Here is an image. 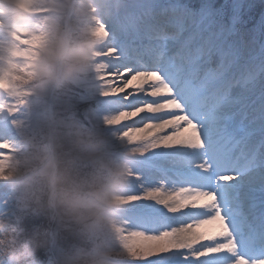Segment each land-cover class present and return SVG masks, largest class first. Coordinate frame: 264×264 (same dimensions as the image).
<instances>
[{
	"label": "snow or ice",
	"instance_id": "1",
	"mask_svg": "<svg viewBox=\"0 0 264 264\" xmlns=\"http://www.w3.org/2000/svg\"><path fill=\"white\" fill-rule=\"evenodd\" d=\"M158 7L137 21L131 43L119 16L113 21L116 36L100 66L114 121L139 116L143 124L121 127L140 168L139 190L128 198L130 235L153 242L133 255L146 264H264V89L249 103L221 86L247 44L205 37L207 6L199 18L181 3ZM189 17L190 35L180 41ZM216 54L221 64L206 70ZM157 169V179L144 174Z\"/></svg>",
	"mask_w": 264,
	"mask_h": 264
},
{
	"label": "rangeland",
	"instance_id": "2",
	"mask_svg": "<svg viewBox=\"0 0 264 264\" xmlns=\"http://www.w3.org/2000/svg\"><path fill=\"white\" fill-rule=\"evenodd\" d=\"M109 1L113 7H116L117 4L124 8L136 6L141 11L147 10L148 12L158 10V6L181 3L186 5L191 12L196 13L197 18H199L200 10L207 6L211 15L205 22L206 24H212V18L217 17L216 13H219L217 20L213 22L215 26H218V29L209 28L208 31L204 32V36L207 37L210 33H222V39L226 40L228 44L239 41L241 38L247 44L242 53L232 60L221 86L231 100L245 99L250 103L252 100L258 99L261 90L264 89V72L260 71L259 68L260 47L264 45L263 3L259 10L254 9V7V10H251L252 5L245 0ZM113 7L111 6V8ZM72 9L74 10V7L71 8V11ZM216 9L218 12L215 13ZM62 11L63 14L68 12L66 9ZM249 11H252V14H247ZM210 18L211 20H209ZM191 23L192 19L189 17L186 21L185 31L180 33V41L186 40L190 35ZM65 26L69 31V48L73 50L85 48L88 52V57L90 55L88 48L98 43L99 39L110 42L113 39L112 37L115 36L113 33L115 31L108 29L106 24L105 27L100 29L104 36L100 38L99 34L80 25L77 19L67 20V17L65 16L64 19L63 15L61 21L44 31L43 39L45 42L50 44L54 36L57 34L62 36ZM173 42L175 43L176 41ZM198 43L199 39L193 46L195 47ZM175 47H179V43ZM220 64L221 57L216 54L204 63V68L206 70H215ZM91 66L88 64L87 67ZM10 76L13 80L11 83L23 80L18 73H10ZM91 80V78L78 73L74 78V82L65 83L58 88H54L45 99H42V105H36L35 108L38 111L41 108L44 109L43 115L39 116L29 129L20 131L15 135L16 146L13 147V150H9L4 157H0V170L3 171L4 175H7L13 164L17 166L21 164L26 142L32 138L40 139L41 131L45 128L47 117L51 111H60L66 119L69 115L73 116L83 128L89 131L94 140H99L102 143L103 150L97 156L100 163L106 165L122 163L125 165L123 176L118 186L109 188L107 185H101L99 189L101 198L115 207L111 209L110 214L105 218L102 231L96 237L98 242L95 243L99 247L100 255L106 257V264H135L134 262H119L117 260L130 259L135 261L136 258L133 253L137 249L144 250L147 244L153 242L144 241L142 237L137 235H130L132 228L130 226L131 218L128 198L139 190L136 177L140 168L138 165L139 158L133 153L128 141L122 136L123 129L121 127L127 130L128 127L133 126L143 127V124L139 122L140 117L138 116L135 117L139 120L135 125H127L126 120L122 121L121 125H118V122L113 119L115 108L102 94L103 91L92 89L94 84ZM230 110V106H225V111ZM253 142H257L256 138L253 139ZM90 163L88 159L75 151L68 152L62 157V166L79 176L88 175L93 171L94 166L87 168L85 165ZM144 174L152 179H157V175H159V173L153 174L149 170H145ZM0 216L13 224L19 221V228L22 229L21 237L27 242L29 249H35L34 255L24 258L21 264H76V258L72 256L74 250L78 248L85 250L93 248V242L88 243L78 239L61 229L49 219L46 211L35 212V205L32 204L31 200L21 198V194L13 180L0 179ZM39 216H44L49 222L47 233H45V236L48 235L49 241L45 248L43 247V232L45 230H39L35 227L36 218ZM200 231H204V229H200ZM154 258V256L148 257V259ZM3 264H7L6 257H3Z\"/></svg>",
	"mask_w": 264,
	"mask_h": 264
},
{
	"label": "clouds",
	"instance_id": "3",
	"mask_svg": "<svg viewBox=\"0 0 264 264\" xmlns=\"http://www.w3.org/2000/svg\"><path fill=\"white\" fill-rule=\"evenodd\" d=\"M0 16L13 28L27 24V0H0ZM88 52L85 48L70 49L59 34L37 55L32 73L23 84L37 98L48 96L54 88L74 82L80 72L86 71ZM103 150L102 143L94 140L71 115L66 119L60 111H51L40 139H29L19 166L13 164L7 175L0 170V179L13 180L21 198L31 200L35 212L46 211L49 219L70 235L93 242L92 249L78 248L72 256L76 264H106L100 255L95 238L102 231L105 218L112 205L99 195L101 185L118 186L125 165H106L97 159ZM78 152L93 165V171L79 176L62 166V157L68 152ZM19 221L13 224L0 216V264H21L27 256L34 255L21 237ZM38 247V246H37Z\"/></svg>",
	"mask_w": 264,
	"mask_h": 264
},
{
	"label": "bare ground",
	"instance_id": "4",
	"mask_svg": "<svg viewBox=\"0 0 264 264\" xmlns=\"http://www.w3.org/2000/svg\"><path fill=\"white\" fill-rule=\"evenodd\" d=\"M76 8L68 15L71 19H77L80 25L85 26L92 32L99 34L102 38L103 32L100 30L105 27V20L119 13V18L123 24V37L129 43L132 42V33L135 31L137 21L147 19L154 11H141L139 8H127V11L115 8L114 12L93 13L95 7L89 5V0H73ZM102 0L96 2L101 3ZM29 7L36 8L37 14L28 18L27 24L20 28H13L11 24L0 16V157H4L9 150H13L17 140L15 135L20 131L29 129L37 118L44 113V109L36 110V105H42V101L34 100L29 92V84H23V81L32 73L35 59L41 49L49 44L43 39L44 31L53 24L61 21L63 11L66 9L64 0H27ZM83 9V10H82ZM80 11H82L80 13ZM156 11H159L156 10ZM2 12V9H0ZM118 17V16H117ZM110 21V20H109ZM108 29L115 32L116 29L110 21ZM68 29L63 28L62 37L67 41ZM101 35V36H100ZM113 36L110 42L99 39L92 47L88 48L90 53L86 71L80 72L85 77L91 78L96 91H103L102 88V69L101 65L105 63V56L108 48L114 42ZM67 37V38H66ZM131 39V40H129ZM146 46L149 43L148 36L141 32L137 37ZM69 46V45H68ZM136 45L133 44V47ZM175 47V45H171ZM10 73H18L22 76V81H16V85L26 87L27 94L11 92L5 86L12 84ZM130 90V89H129ZM151 99V98H147ZM44 103V102H43ZM24 109H26L24 111ZM128 110V109H126ZM138 118L126 120L127 125H135Z\"/></svg>",
	"mask_w": 264,
	"mask_h": 264
},
{
	"label": "trees",
	"instance_id": "5",
	"mask_svg": "<svg viewBox=\"0 0 264 264\" xmlns=\"http://www.w3.org/2000/svg\"><path fill=\"white\" fill-rule=\"evenodd\" d=\"M245 1L252 5L251 10H254V9H258L259 10L260 6H262L261 4L262 3L264 4V0H245ZM253 7H254V9H253ZM251 12L252 11H249V12H247V14H252ZM85 165H86L87 168H89L91 166H94V165H92V163H90L89 165L88 164H85ZM44 216H41V217L39 216V217L36 218L35 227H37L39 230L40 229H44L45 230V232H43V236H44V245H43V247L45 248V246H47V243L49 241L48 235L45 236V233H47V225L49 224V222L47 221V219ZM39 237H40V235H39ZM95 241L97 242L96 238H95ZM90 242L91 241H89L88 243H90ZM42 250H44V249H42Z\"/></svg>",
	"mask_w": 264,
	"mask_h": 264
}]
</instances>
